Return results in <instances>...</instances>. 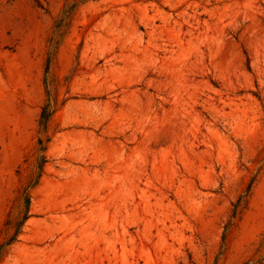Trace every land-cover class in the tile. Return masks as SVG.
I'll list each match as a JSON object with an SVG mask.
<instances>
[{"label": "rangeland", "instance_id": "1", "mask_svg": "<svg viewBox=\"0 0 264 264\" xmlns=\"http://www.w3.org/2000/svg\"><path fill=\"white\" fill-rule=\"evenodd\" d=\"M0 264H264V0H0Z\"/></svg>", "mask_w": 264, "mask_h": 264}, {"label": "trees", "instance_id": "2", "mask_svg": "<svg viewBox=\"0 0 264 264\" xmlns=\"http://www.w3.org/2000/svg\"><path fill=\"white\" fill-rule=\"evenodd\" d=\"M13 241L14 240H12L9 243H4V244L0 245V261H1V259L3 258L4 254H5L7 246H9Z\"/></svg>", "mask_w": 264, "mask_h": 264}]
</instances>
